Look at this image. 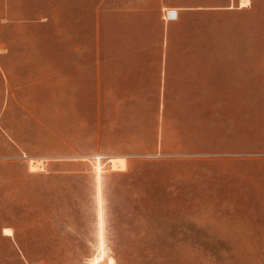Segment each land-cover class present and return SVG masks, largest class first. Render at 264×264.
<instances>
[{
  "label": "rangeland",
  "instance_id": "1",
  "mask_svg": "<svg viewBox=\"0 0 264 264\" xmlns=\"http://www.w3.org/2000/svg\"><path fill=\"white\" fill-rule=\"evenodd\" d=\"M242 1L0 0V264H264Z\"/></svg>",
  "mask_w": 264,
  "mask_h": 264
},
{
  "label": "bare ground",
  "instance_id": "2",
  "mask_svg": "<svg viewBox=\"0 0 264 264\" xmlns=\"http://www.w3.org/2000/svg\"><path fill=\"white\" fill-rule=\"evenodd\" d=\"M248 5H250V1L249 0H243L242 1V6L243 7H246V6H248ZM172 12H174V13H176L177 11L176 10H170L169 11V14L170 13H172ZM176 15H177V13H176ZM167 18H168V20L170 19H174V17H169V16H167ZM4 235H6V236H12L13 235V232H12V230L11 229H5L4 230Z\"/></svg>",
  "mask_w": 264,
  "mask_h": 264
},
{
  "label": "water",
  "instance_id": "3",
  "mask_svg": "<svg viewBox=\"0 0 264 264\" xmlns=\"http://www.w3.org/2000/svg\"><path fill=\"white\" fill-rule=\"evenodd\" d=\"M169 17H174L175 18L176 17V13H174V12L170 13Z\"/></svg>",
  "mask_w": 264,
  "mask_h": 264
},
{
  "label": "built area",
  "instance_id": "4",
  "mask_svg": "<svg viewBox=\"0 0 264 264\" xmlns=\"http://www.w3.org/2000/svg\"><path fill=\"white\" fill-rule=\"evenodd\" d=\"M168 16H169V14H168ZM177 18H178V14L176 15L175 19H177Z\"/></svg>",
  "mask_w": 264,
  "mask_h": 264
},
{
  "label": "crops",
  "instance_id": "5",
  "mask_svg": "<svg viewBox=\"0 0 264 264\" xmlns=\"http://www.w3.org/2000/svg\"><path fill=\"white\" fill-rule=\"evenodd\" d=\"M169 11H170V10H169ZM169 11H168V12H169ZM176 13L178 14V11H177ZM166 18H167V17H166ZM167 20H168V18H167Z\"/></svg>",
  "mask_w": 264,
  "mask_h": 264
}]
</instances>
